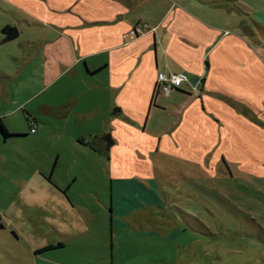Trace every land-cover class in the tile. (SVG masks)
Wrapping results in <instances>:
<instances>
[{"label": "crops", "instance_id": "1", "mask_svg": "<svg viewBox=\"0 0 264 264\" xmlns=\"http://www.w3.org/2000/svg\"><path fill=\"white\" fill-rule=\"evenodd\" d=\"M2 1L16 5L37 26H47L39 39H25L27 60L22 65L38 58L48 86L68 79L64 90L54 87L52 95L58 99L43 101L37 111L55 122L73 120L78 130L69 134L71 142L105 158L100 169L110 182L111 225L116 221V189L124 200L122 191L132 187L156 199L153 186L145 182L152 183L157 171L151 157L200 166L214 150L216 163L223 155L252 157L253 147L264 145V57L244 40L255 39L264 47V22L246 19L250 12L238 0ZM260 14L264 17V11ZM158 72H184L187 80L163 93L156 89ZM33 123L36 128V119ZM106 134L108 148L102 138ZM55 166L48 178L42 173L36 180L37 186H51L48 199L58 209L54 207L52 218L74 209L51 178ZM68 177L70 187L77 176ZM19 201L25 203L24 197ZM134 208L123 210L122 216ZM85 211L86 220L93 219ZM86 220L76 210L62 217L75 237L88 232ZM33 226L42 233L40 222ZM47 239L29 246L33 264H63L57 257L64 241ZM112 252L109 264L114 263Z\"/></svg>", "mask_w": 264, "mask_h": 264}, {"label": "rangeland", "instance_id": "2", "mask_svg": "<svg viewBox=\"0 0 264 264\" xmlns=\"http://www.w3.org/2000/svg\"><path fill=\"white\" fill-rule=\"evenodd\" d=\"M237 2L250 12L246 19L264 22L260 14L264 0ZM19 10L0 0V29L9 24L18 32L15 38L0 44V119L9 134L4 137L0 132V264H33L29 246L48 237L64 241L65 247L57 257L63 264H103L104 260L109 264L111 248L115 264H264V157H258L264 156L261 144L253 147L252 157L223 155L216 163L214 150L200 166L189 167L181 159L169 161L161 155L151 157L157 171L152 183L145 182L153 186L156 199L132 187L122 188L127 198L124 200L116 189V221L110 224V182L100 169L105 158L71 142L69 134L78 130L73 120L59 123L38 114L40 103L58 99L52 95L54 87L64 90L69 83L64 76L52 86L45 84L38 58L23 67L27 60L25 39H39L47 26H37ZM244 40L264 57L261 43ZM33 118L38 123L35 133L28 130ZM86 126L82 124L81 128ZM55 163L51 178L61 186L64 197L72 199L74 209L52 218L54 207L58 209L48 199L51 186L46 182L37 186L36 180L42 173L48 178ZM144 163L139 166L143 168ZM69 173L77 179L67 187ZM20 196L25 203H20ZM131 207L135 208L123 217V210ZM75 210L82 222L86 220L85 210L93 215L86 220L88 232L76 237L62 221ZM36 222L42 224L41 234L33 229ZM52 223L58 228L51 229Z\"/></svg>", "mask_w": 264, "mask_h": 264}, {"label": "built area", "instance_id": "3", "mask_svg": "<svg viewBox=\"0 0 264 264\" xmlns=\"http://www.w3.org/2000/svg\"><path fill=\"white\" fill-rule=\"evenodd\" d=\"M187 76L184 72L178 73H160L156 74V89L160 90L163 93H167L170 89L178 87L181 82L186 81ZM35 124L29 125V132H33Z\"/></svg>", "mask_w": 264, "mask_h": 264}, {"label": "water", "instance_id": "4", "mask_svg": "<svg viewBox=\"0 0 264 264\" xmlns=\"http://www.w3.org/2000/svg\"><path fill=\"white\" fill-rule=\"evenodd\" d=\"M1 34H3V36L0 38V44L1 43H5V42L15 38L18 35V32H17L16 28L14 26H12L9 29H7L4 32H2ZM174 88H177V87H174ZM102 138L105 139V141H106V146L105 147L108 148V146L110 145V142H111L109 140V135L106 134Z\"/></svg>", "mask_w": 264, "mask_h": 264}, {"label": "trees", "instance_id": "5", "mask_svg": "<svg viewBox=\"0 0 264 264\" xmlns=\"http://www.w3.org/2000/svg\"><path fill=\"white\" fill-rule=\"evenodd\" d=\"M7 27H8L7 25H4V26L1 27V29L4 30V29H6ZM33 122H34V121H33ZM0 132H1V134H2L4 137L9 135L8 132H7V130H6V128L4 127V125H3L2 121H1V119H0Z\"/></svg>", "mask_w": 264, "mask_h": 264}, {"label": "flooded vegetation", "instance_id": "6", "mask_svg": "<svg viewBox=\"0 0 264 264\" xmlns=\"http://www.w3.org/2000/svg\"><path fill=\"white\" fill-rule=\"evenodd\" d=\"M7 28L6 29H4V30H2V29H0V32L2 33V32H4L5 30H7V29H9L10 27H12L11 25H9V24H7ZM2 36H3V34H2Z\"/></svg>", "mask_w": 264, "mask_h": 264}]
</instances>
